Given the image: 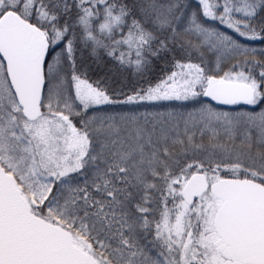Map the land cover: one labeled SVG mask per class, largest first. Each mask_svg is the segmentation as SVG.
Masks as SVG:
<instances>
[{"label":"snow or ice","instance_id":"1","mask_svg":"<svg viewBox=\"0 0 264 264\" xmlns=\"http://www.w3.org/2000/svg\"><path fill=\"white\" fill-rule=\"evenodd\" d=\"M0 264H264V0H0Z\"/></svg>","mask_w":264,"mask_h":264}]
</instances>
